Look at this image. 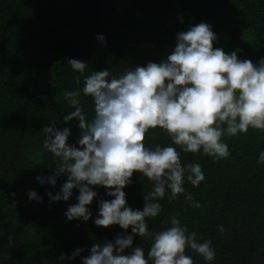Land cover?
<instances>
[{"label":"trees","instance_id":"obj_1","mask_svg":"<svg viewBox=\"0 0 264 264\" xmlns=\"http://www.w3.org/2000/svg\"><path fill=\"white\" fill-rule=\"evenodd\" d=\"M201 22L217 37L214 48L237 51L238 58L253 64L264 58V0H0V264H61V253L70 257L77 248L80 256L63 264H82L93 244L114 242L124 233L117 225L93 222L99 202L112 199L103 187L94 188L97 196L88 206L92 219L83 222L65 216L77 203L78 190L67 202H50L47 195L60 191L66 175L56 177L55 187L38 183L54 175L59 163L45 149L46 128H69L68 143L79 147L78 121L65 123L63 117L74 110L66 93L81 90L84 77L68 61L85 62V75L108 69L119 76L165 61L177 34ZM79 98L91 120V98L82 92ZM223 139L230 155L219 160L175 146L182 165L202 166L205 180L198 187L184 185L201 206H190L185 194L171 199L166 192L158 201L162 211L146 222L150 231H161L175 215L201 242L211 241L216 255L210 264H264V163H258L264 131L250 128ZM143 143L174 146L159 127L149 129ZM152 189V182L134 173L124 189L127 206L142 210ZM29 193L42 202H31ZM127 231L131 234V228ZM149 245L147 238L134 236L133 247L147 253ZM186 255L194 264H208L190 249Z\"/></svg>","mask_w":264,"mask_h":264},{"label":"clouds","instance_id":"obj_2","mask_svg":"<svg viewBox=\"0 0 264 264\" xmlns=\"http://www.w3.org/2000/svg\"><path fill=\"white\" fill-rule=\"evenodd\" d=\"M102 43L105 38L97 37ZM217 37L211 25L201 22L177 34L174 50L160 63L126 69L119 76L108 69L91 71L88 65L70 59L71 69L83 76L81 90L70 91L65 99L70 111L65 123L78 121L81 136L79 147L68 143L71 131L65 127L46 128L45 149L58 159L54 175L41 177V185H56V177L67 180L59 192H48L50 202H67L78 190L77 203L65 212L68 221L92 219L89 205L103 187L110 200L99 202V213L94 218L98 227L113 225L124 230L114 242L93 244L82 264H194L186 255L190 249L210 264L215 258L211 241L189 232L175 215L169 218L170 227L150 231L146 222L162 211L158 202L166 192L171 199L185 194L190 206L199 208L185 182L198 187L205 180L199 163H181L180 152L202 153L219 160L230 155L224 137L245 134L248 130L264 131V58L257 64L238 58L237 51L226 53L215 47ZM77 83H80L77 77ZM81 92L93 102L94 116L86 118L81 107ZM159 127L169 136L172 145L145 146V134ZM258 163H264V151ZM134 173L153 183V189L143 197L142 210L127 206L125 187ZM31 202H42V197L29 193ZM131 228V234L128 229ZM218 228L223 233V226ZM150 241L147 253L143 247H133L134 236ZM126 249L131 253L125 255ZM77 248L68 257L61 253V264L66 259L80 256Z\"/></svg>","mask_w":264,"mask_h":264}]
</instances>
